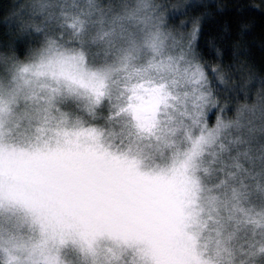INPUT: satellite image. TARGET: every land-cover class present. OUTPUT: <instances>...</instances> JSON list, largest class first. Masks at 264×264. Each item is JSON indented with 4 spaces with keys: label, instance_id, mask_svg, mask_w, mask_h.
Instances as JSON below:
<instances>
[{
    "label": "snow or ice",
    "instance_id": "snow-or-ice-1",
    "mask_svg": "<svg viewBox=\"0 0 264 264\" xmlns=\"http://www.w3.org/2000/svg\"><path fill=\"white\" fill-rule=\"evenodd\" d=\"M227 7L5 6L0 264H264V0Z\"/></svg>",
    "mask_w": 264,
    "mask_h": 264
},
{
    "label": "trees",
    "instance_id": "trees-1",
    "mask_svg": "<svg viewBox=\"0 0 264 264\" xmlns=\"http://www.w3.org/2000/svg\"><path fill=\"white\" fill-rule=\"evenodd\" d=\"M29 2V0H0V33H3L7 30L6 23H5V6L6 5H18L20 7H23ZM186 0H166V3L169 4H176V3H185ZM216 3L227 5L228 7L225 9V11L231 13L234 9L231 7L232 5H240V4H251L253 0H214ZM258 2V0H256ZM181 19H184L181 17ZM11 21H9L10 23ZM179 24V20L176 22ZM257 35V42L256 46L252 50V59L257 65V68H259L262 61H264V51L261 50L260 44H259V29L257 28L256 31Z\"/></svg>",
    "mask_w": 264,
    "mask_h": 264
},
{
    "label": "rangeland",
    "instance_id": "rangeland-1",
    "mask_svg": "<svg viewBox=\"0 0 264 264\" xmlns=\"http://www.w3.org/2000/svg\"><path fill=\"white\" fill-rule=\"evenodd\" d=\"M165 2H166V0H165Z\"/></svg>",
    "mask_w": 264,
    "mask_h": 264
}]
</instances>
